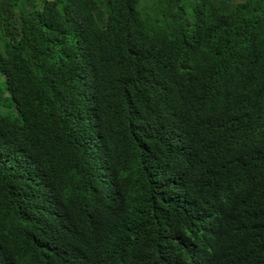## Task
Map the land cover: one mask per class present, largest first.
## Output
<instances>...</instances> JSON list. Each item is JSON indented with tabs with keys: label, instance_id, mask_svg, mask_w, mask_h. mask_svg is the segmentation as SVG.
<instances>
[{
	"label": "trees",
	"instance_id": "1",
	"mask_svg": "<svg viewBox=\"0 0 264 264\" xmlns=\"http://www.w3.org/2000/svg\"><path fill=\"white\" fill-rule=\"evenodd\" d=\"M0 72V264H264V0H0Z\"/></svg>",
	"mask_w": 264,
	"mask_h": 264
},
{
	"label": "rangeland",
	"instance_id": "2",
	"mask_svg": "<svg viewBox=\"0 0 264 264\" xmlns=\"http://www.w3.org/2000/svg\"><path fill=\"white\" fill-rule=\"evenodd\" d=\"M236 1H242V0H236ZM4 80H5V77L0 72V94L2 95V97L0 98V112L3 114H7L8 111L11 110V117L15 118L18 115L13 106V102L10 99L9 100L7 99L8 93L6 92L7 90L5 87Z\"/></svg>",
	"mask_w": 264,
	"mask_h": 264
}]
</instances>
